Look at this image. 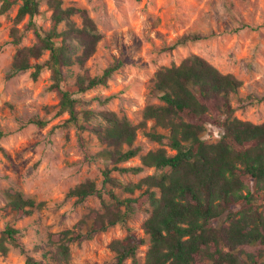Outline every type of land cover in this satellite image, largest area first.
Listing matches in <instances>:
<instances>
[{
	"label": "trees",
	"instance_id": "obj_1",
	"mask_svg": "<svg viewBox=\"0 0 264 264\" xmlns=\"http://www.w3.org/2000/svg\"><path fill=\"white\" fill-rule=\"evenodd\" d=\"M20 1L9 30L10 43L16 48L5 77L32 68L30 77L35 80L41 69L49 70L52 82L48 89L58 96L53 115L67 113V120L78 129L84 158L99 160L103 165L101 188H97L94 180L86 179L66 192V197H75L78 203L96 195L102 211L96 214L91 210L94 221L84 232L69 228L50 233L54 256L67 262L71 241L90 239L95 232L122 224L127 231L125 236L108 244L114 253L112 264H123L126 259L139 264L136 252L146 239L136 237L126 224L134 208L147 203L149 214L142 229L149 245L143 264H264V122L254 123L234 115L238 107L256 104L260 99L253 93L239 96L241 80L191 53L177 64L162 65L154 71L149 93L159 102L144 106L138 124L110 110L77 109L78 103H89L77 95L106 86L121 62L108 65L99 75L89 74L85 63L101 34L86 8L63 5V0H44L50 19L45 30L37 24L43 0ZM16 2L1 0L0 14ZM26 16L23 30H31L35 41L20 46L24 32L17 25ZM204 38L200 33H183L164 49ZM45 51H48L46 59L31 63V59H39ZM74 65L81 72L67 85L65 68ZM233 97L237 106L231 104ZM93 99L104 104L110 97ZM148 121L153 122L149 129ZM30 122L40 127L46 124L37 118ZM206 124L219 129L217 140L203 138ZM138 129L158 147L140 155L139 165H122L141 149L134 144ZM82 131H88L98 141L100 148L95 153L87 152L79 133ZM144 167H154L156 172L126 183L111 175L113 171L138 174ZM116 188L128 196L121 197L114 191ZM5 196L15 218L30 215L40 205L11 188L5 191ZM8 245L25 252L19 229L6 222L0 230L2 254H6ZM24 264L40 262L26 255Z\"/></svg>",
	"mask_w": 264,
	"mask_h": 264
},
{
	"label": "rangeland",
	"instance_id": "obj_2",
	"mask_svg": "<svg viewBox=\"0 0 264 264\" xmlns=\"http://www.w3.org/2000/svg\"><path fill=\"white\" fill-rule=\"evenodd\" d=\"M20 2L17 0L0 14V230L6 222L18 228L25 252L8 245L6 254L0 252V264H24L26 255L40 264H112L114 253L108 244L125 236L127 231L122 224L95 232L90 239L71 241L67 262L54 256L50 233L69 228L84 232L94 221L91 210L96 214L102 211L96 195L78 203L75 197H66V192L86 179L94 180L97 188H101L103 165L99 160L84 158L78 143V129L67 120L68 114L53 115L58 96L48 89L52 82L49 70L41 69L35 80L30 77L32 68L11 78L5 77L16 48L10 43L9 30ZM68 4L86 8L101 34L95 51L85 63L89 74L99 75L108 65L121 62L106 86L77 95L89 100L88 104L78 103L77 109L110 110L138 124L144 106L159 102L149 93L154 71L162 65L177 64L193 53L207 59L219 71L232 73L241 80L239 96L253 93L260 99L256 104L238 107L234 112L237 118L264 122V0H63V5ZM39 11L37 24L47 30L50 19L44 0L39 4ZM27 19L26 16L17 25L24 32L20 46L35 41L31 30H23ZM74 19L79 22L77 17ZM189 32L200 33L205 38L164 49L181 34ZM47 56L45 51L39 59L30 61L42 62ZM65 71L67 85L81 72L76 65ZM96 96L110 99L99 104L93 99ZM231 104L238 105L235 97ZM32 118L45 120V126L31 123ZM152 123L147 122L148 129ZM79 133L88 153L99 150L94 135L88 131ZM218 137L219 129L206 124L203 138L215 141ZM134 144L140 146L139 153L122 165H139L140 155L158 147L141 129L136 133ZM155 172L154 167H144L138 174L113 171L111 175L126 183ZM10 188L40 205L30 215L15 218L5 196ZM114 191L121 197L128 196L118 188ZM103 196L108 197L104 192ZM148 214L147 203L135 207L126 224L136 237L146 239L136 252L139 264H143L149 245L142 229ZM123 264H131V260L126 259Z\"/></svg>",
	"mask_w": 264,
	"mask_h": 264
}]
</instances>
